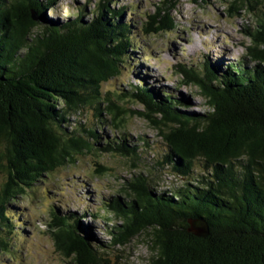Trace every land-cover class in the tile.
I'll return each instance as SVG.
<instances>
[{
  "label": "trees",
  "instance_id": "16d2710c",
  "mask_svg": "<svg viewBox=\"0 0 264 264\" xmlns=\"http://www.w3.org/2000/svg\"><path fill=\"white\" fill-rule=\"evenodd\" d=\"M114 1L101 0L90 18L84 6L77 17L49 20L57 0H0V174L7 175L0 188V264L18 238L12 202L95 151L96 129H70V119L89 107L122 131L135 115L122 105L131 100L145 106L137 114L163 138L166 151L155 171H169L180 183L164 190L152 172H135L124 198L103 202L120 220L108 228L109 243L93 235L83 216L53 209L57 250L71 264H112L108 257L117 248L146 234L150 264H264V0H224L231 16L248 10L257 17L256 27L245 30L252 42L240 62L177 66L182 85L198 88L207 101L209 110L200 114L181 109L189 107L146 80L104 90L135 48V27ZM175 1L147 16L142 32L151 44L176 32ZM98 151L124 156L135 168L144 162L125 134ZM191 222H204L209 235L190 233Z\"/></svg>",
  "mask_w": 264,
  "mask_h": 264
},
{
  "label": "rangeland",
  "instance_id": "374dc122",
  "mask_svg": "<svg viewBox=\"0 0 264 264\" xmlns=\"http://www.w3.org/2000/svg\"><path fill=\"white\" fill-rule=\"evenodd\" d=\"M100 1L57 0L56 6L47 12V19L77 17L84 6L88 9L86 18H90ZM165 1L116 0L111 4L116 9L125 7L124 17L135 27V48L128 52L127 65L122 70V75L104 85V90L119 87L128 90L131 85L146 80L154 89L172 94L189 107L181 109L189 113H204L209 110L206 99L200 95L198 88L182 85L185 78L178 73L177 66L186 64L203 70L208 62L219 68H227L232 63L240 62L252 42L245 30L256 27L257 17L248 10L231 16L224 0H177L172 5L171 13L177 26L176 32L161 35L157 44H151L153 41L142 32L143 25L147 22V16L155 14ZM259 10L257 13H262ZM261 10L264 12V8ZM122 105L135 113L127 117L122 131L112 129L105 115L100 119L96 111L89 107L70 119V129L81 126L96 129L100 140L95 144V151L80 158L76 165L58 169L49 179L42 180L33 187L29 196L12 202L20 216L15 221L19 235L12 242L13 254L1 256L6 264L74 262L57 250L52 238L49 225L53 209H59L62 215L83 216V223L93 230V235L101 242L109 243L111 237L108 235V228L119 225L120 220L103 208V202L107 197L124 198V184L134 177L135 172H152V179L164 190L179 185L180 180L169 171L162 170L159 166L155 171L156 160L161 159L166 149L159 132L137 114L144 110L143 105L132 100L125 101ZM124 134L142 152L144 162L138 168L124 156L98 151L107 140L115 137L121 139ZM6 180L7 175L0 174V188ZM150 244L149 235H141L129 245L117 248L108 259L112 264H150Z\"/></svg>",
  "mask_w": 264,
  "mask_h": 264
},
{
  "label": "water",
  "instance_id": "95a60500",
  "mask_svg": "<svg viewBox=\"0 0 264 264\" xmlns=\"http://www.w3.org/2000/svg\"><path fill=\"white\" fill-rule=\"evenodd\" d=\"M34 17H35V20L37 21L38 18L36 17L35 14H34ZM40 30H43V26L39 27V31ZM143 109L144 110L140 111L139 113L145 114L146 110H145L144 105H143ZM189 232L195 234L197 237H200V238H204L209 235L208 226L204 222H191V228L189 229Z\"/></svg>",
  "mask_w": 264,
  "mask_h": 264
}]
</instances>
